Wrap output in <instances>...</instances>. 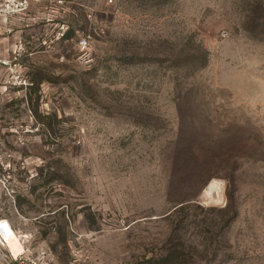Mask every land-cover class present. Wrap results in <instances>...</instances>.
Masks as SVG:
<instances>
[{
	"label": "rangeland",
	"instance_id": "rangeland-1",
	"mask_svg": "<svg viewBox=\"0 0 264 264\" xmlns=\"http://www.w3.org/2000/svg\"><path fill=\"white\" fill-rule=\"evenodd\" d=\"M4 27L29 83L0 68V264H264V0H41Z\"/></svg>",
	"mask_w": 264,
	"mask_h": 264
},
{
	"label": "built area",
	"instance_id": "built-area-1",
	"mask_svg": "<svg viewBox=\"0 0 264 264\" xmlns=\"http://www.w3.org/2000/svg\"><path fill=\"white\" fill-rule=\"evenodd\" d=\"M40 1L41 0H0V31L12 18L26 13L33 4L39 3ZM110 2H112V0H110ZM6 31L11 32V29L7 28ZM61 35H63V32H61ZM90 39L91 35L84 34L79 40L81 48H86L90 43ZM21 56L20 50H14L12 54L7 56L0 55V68L10 71L11 79L13 78L14 82L17 81L20 84L28 85L29 82L16 73L21 67ZM2 232L7 233L6 229L0 222V234H2Z\"/></svg>",
	"mask_w": 264,
	"mask_h": 264
},
{
	"label": "crops",
	"instance_id": "crops-1",
	"mask_svg": "<svg viewBox=\"0 0 264 264\" xmlns=\"http://www.w3.org/2000/svg\"><path fill=\"white\" fill-rule=\"evenodd\" d=\"M34 5V4H33ZM17 19V18H16ZM20 19H22V17L20 18ZM18 20V19H17ZM16 20V21H17ZM17 25H18V23H17ZM5 30L7 29L6 27H3ZM10 29V28H9ZM3 29H1V31H2ZM0 42H2V40H0ZM7 53H8V51H7ZM7 53H5L3 50H1L0 51V55L1 56H4V55H7ZM9 55V54H8ZM0 218H1V209H0Z\"/></svg>",
	"mask_w": 264,
	"mask_h": 264
},
{
	"label": "bare ground",
	"instance_id": "bare-ground-1",
	"mask_svg": "<svg viewBox=\"0 0 264 264\" xmlns=\"http://www.w3.org/2000/svg\"><path fill=\"white\" fill-rule=\"evenodd\" d=\"M0 222L2 223V220H0ZM3 226H7V222L5 220H3Z\"/></svg>",
	"mask_w": 264,
	"mask_h": 264
}]
</instances>
